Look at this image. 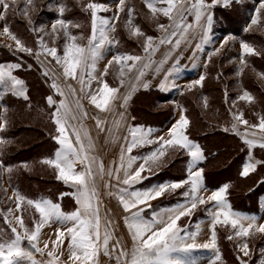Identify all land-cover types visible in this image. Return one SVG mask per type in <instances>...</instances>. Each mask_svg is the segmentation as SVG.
Masks as SVG:
<instances>
[{"label": "snow or ice", "instance_id": "1", "mask_svg": "<svg viewBox=\"0 0 264 264\" xmlns=\"http://www.w3.org/2000/svg\"><path fill=\"white\" fill-rule=\"evenodd\" d=\"M15 0H13V3ZM79 3L80 0H77ZM145 5L151 14L150 19L156 21L157 31L161 33L158 37L147 36L139 26L133 24L132 17L134 9L127 5L126 0H115L116 11L113 17L99 16L98 13L109 10V6L103 3L88 2L82 5V10L90 12L91 35L87 37L86 44L78 41L85 39L82 36L73 35L70 32V26L79 28L80 25L71 20L63 19L65 6H59V18L51 24L53 42L62 30L65 38L63 54L58 55V49L55 46L49 47L41 36L37 40L39 51L27 47L16 35L12 34L7 25L3 28V35L8 36L15 41V51L27 55H34L39 61L41 55L50 56L55 64L62 69V76L65 81H76L79 85V91L71 84L65 88L58 82V77L50 76L47 69L43 75L50 77L52 80L50 87L55 95L61 97L57 102L52 96L46 97L51 112V122L55 125L56 135L52 137L59 146L54 152L52 158H44L42 164L48 165L54 169L56 179L62 181L73 191L60 193L58 200L62 201L65 196H71L76 204V208L71 212H64L61 204L53 202L48 198L30 199L22 195L18 189L13 190L15 197L16 211L21 215L15 217L16 223L22 230L12 226L9 219L12 209H8L4 215V222L8 224L11 230V237L5 238L6 233L0 232V264H58L60 257L64 254L62 249L67 242L66 251L68 252V261L65 264H100L101 255L107 257L109 261L115 264H199L198 259L192 255L199 249L212 250L216 253L215 259L211 264L221 259L217 245V226L230 227L234 237L241 238L242 242L237 244V249L241 255H237L240 264H247L243 257L249 256V245L246 239L257 233L264 234V223H258L256 217L246 216L232 209L227 199L228 185H223L205 198L201 193L206 191L204 186V169L199 165L205 160L201 147L190 140L187 130L190 121L183 110L179 119L169 128L167 132L168 139L163 135L153 138L152 130H145L142 127H133L128 129V136L124 137L125 144L121 146L119 161L113 162V166L105 169L103 161L92 153L95 150L93 140L88 129L84 126L83 121L88 118V113L84 110L81 103V96L88 98L89 103L98 109L101 113H111L115 115L116 101L120 100V107L126 108L130 93L137 87L148 88V83L142 80L146 70L149 69L155 61L153 57L159 51L162 45H173L179 47L181 41L190 38L192 30L201 36L206 42L210 41L211 27L213 16L211 8L219 0H144ZM229 0H225V5ZM0 6L4 12L0 13V20L6 18V13L10 7L8 0H0ZM35 8L34 0H26V5L21 11L28 16V7ZM52 5H49L51 7ZM127 9V11H126ZM264 9V0H259V6L254 10L247 31L251 26L259 25ZM126 11L125 28L129 31L131 37L143 38L142 51L143 55L138 54H117L108 65L105 66L101 76L108 74V69L113 61L119 66L118 77H127L129 91L123 96H119L120 88L125 87V79H120L119 87H110L108 82L98 80L96 73L97 63L104 58L105 51H109L111 46L118 44L119 41L110 36L115 31L112 20H119L120 13ZM167 19L168 23L160 22V17ZM194 18V23L189 20ZM31 24V20H29ZM39 31H43L44 25L37 26ZM45 35H48L45 33ZM232 37H227L221 43H227ZM11 49V45H5ZM242 49L240 64L245 65L244 59L247 55H260L250 44L241 42ZM219 49L208 54V60L218 54ZM43 64L42 61H40ZM131 62V63H129ZM179 62L177 61V64ZM21 67L19 64H0V100H3L6 94L13 97L29 100L27 88L23 80L13 75L14 70ZM135 74L128 76L129 73ZM243 68L239 69L237 75L241 74ZM171 73H169L170 75ZM264 79V76L261 77ZM205 79L201 75L198 80L189 85V90L195 85L202 86ZM96 80L101 83V87L92 91V82ZM176 87L175 81L172 84ZM227 98V93L225 94ZM69 97H72L71 101ZM239 101L253 103L254 97L248 92L243 91L237 97ZM205 107L207 100L205 98ZM233 107L235 101H233ZM3 107V123L0 124V131H4L7 126L8 108ZM29 107L31 105L29 104ZM231 128L225 127L223 130H231L235 135L241 138L242 142L249 150V158L242 165L241 177L246 178L252 172H255L258 165L264 164V161H257L252 156V150L259 148L264 150V116L259 117L258 123L252 124L244 119L243 112L230 113ZM120 119L113 120L112 126L106 128L109 122L98 115L92 119L96 122V128L100 132L107 131L110 138H115L119 130L124 114H119ZM245 126L244 131L240 126ZM130 137V139H129ZM7 141L0 138V152ZM156 145V148L143 156L132 155L133 150L139 147ZM169 150L183 151L189 157L186 164V178L180 181L163 182L153 185L146 189H136L134 186L141 183L148 177L143 176L145 172L152 173L154 167L162 166V159ZM139 167L133 171V166L138 162ZM77 165L80 169L77 170ZM25 168L28 166L25 164ZM6 171L9 176L13 168L4 166L0 162V172ZM105 181L106 195L114 197L123 212L124 225L127 233L131 238V249L126 248L122 241L115 236L112 227V220L109 219L110 213L105 212L101 216L100 193L97 187V179ZM112 180L116 183L113 185ZM264 182V181H262ZM116 191L113 192L112 189ZM184 189L180 193L182 200L174 206L167 208H158L154 210L150 218H146L143 213L151 207L150 201L158 199L166 192L172 193L178 189ZM6 194V190H5ZM211 205L205 209L207 216L210 218L207 222L210 224V238L207 242L197 243V237L200 234V223L195 226V230H190L191 224L181 226L179 221L188 217L191 221L194 211L204 205ZM22 205L34 209L38 214V219L33 218L32 227L26 226L23 219ZM55 227V240L52 242L51 251L47 252V260L37 261L34 258L33 250L42 257L45 255V249H48V242L44 243L43 248L38 246L42 230L47 226ZM27 240V247L22 246L24 240ZM264 253V249L261 250ZM264 264V260L260 261Z\"/></svg>", "mask_w": 264, "mask_h": 264}, {"label": "trees", "instance_id": "2", "mask_svg": "<svg viewBox=\"0 0 264 264\" xmlns=\"http://www.w3.org/2000/svg\"><path fill=\"white\" fill-rule=\"evenodd\" d=\"M258 3L259 0H233L224 7H212L213 36L236 37L237 39L250 44L252 47H257L256 51L260 53V55H250L248 57L247 61L250 63L253 71H250V73L247 72L249 75L246 78L247 85L243 83L242 89H244V91H249L251 94L255 92L260 97L263 107L258 106L257 108L252 104L249 106L241 104V109L239 111L243 112L244 119L252 124L258 123L259 117L264 116V88L260 84L261 82L255 78L252 73H259L264 76V70L259 64L255 63L257 59L254 60L256 57H258L259 60L264 58V38L256 37L257 35L254 33H251L252 35L245 34L243 29L245 23L250 20V16L254 11V5H257ZM68 17L77 20L79 23L81 22L78 11L68 13ZM54 18L56 17L53 14H46V20H53ZM86 19L87 16L84 17V20ZM139 23L142 22L136 21L135 24L138 26ZM146 28L148 29L145 23H142L143 32H148L146 31ZM129 47L133 50L139 51V45L137 44L130 43ZM5 56L8 57L7 55ZM231 56V53L225 52L212 56L210 61L207 58V62L202 72V75L205 76L202 86H196L190 91L187 90L178 93L177 101L183 110L184 115H186L190 121L187 135L191 141L197 143L201 147L205 156V160L200 164V167H203L204 169L203 175L205 187L209 190H216L223 185H228L227 199L231 204L232 209L240 213L256 215L259 213L261 201L264 199V182H262L264 181V164L258 165L255 172H252L246 178H242L240 173L242 165H244L249 158V150L240 138L231 130L228 132L223 130L225 127H228L229 129L231 128V116L228 104L229 99L231 98V100H233L232 97L235 95L231 96L228 94L227 98H222L221 94L224 95L227 91L220 89L218 85L224 81L223 76L228 74L224 62H226ZM24 70L25 72L20 70L15 72V74L24 81L25 86L28 88L29 102L32 103V107L30 110H25L28 109L27 106L20 105L17 101L8 102L12 110L10 116H17V124L12 128L13 131L11 136V138L15 140V143L12 148L10 147L7 149V152L2 153L0 159L3 165L11 167L14 164H17L18 160L24 162L34 156H38V151L40 150L41 153H45L46 150H49L51 145V143L50 145L47 143L48 141L46 138L45 141L43 140V134H41V131H39L38 128L36 129L37 125L32 123V114L38 113L37 108L39 106L36 105V103L42 102L43 98V91L39 88V77L37 78V74L33 70ZM229 73L231 74L233 71L231 70ZM107 81H109V79H107ZM226 84H228V86L232 85V83L228 81ZM192 91H195V93ZM218 92L220 93L219 104L217 108L213 107L211 109L212 100H215V96ZM255 93L253 95L256 96ZM149 97L153 98V106H147L146 104L139 105V100ZM205 98L207 100L208 109H205L203 105V103H205ZM173 99V93L161 94L157 91L137 93L132 99L130 106L132 125L135 127L142 126L152 129L163 128L173 117L175 109V106L172 104ZM7 101L8 100L6 99V102ZM158 104L165 107L161 114L156 112V105ZM141 113H146L147 117L140 115ZM158 115L160 116L159 122H152L151 119H154V117L157 118L156 116ZM27 129H33L36 130V132L29 137L25 136V134L21 135L22 132H26ZM41 144H45L46 147H41ZM168 154L170 155L168 156L170 164L158 172L154 177H151L149 182L162 183L168 180L180 181L186 178L187 155L183 151H169ZM251 154L257 161H264V150L255 148L252 150ZM222 156L224 157V161L217 166L216 162ZM45 158H50V155L45 153ZM40 162L35 163L38 164ZM32 164H34V162ZM15 167L16 165L12 168L15 169ZM35 170L49 171V169H40L39 166H35L33 171L36 172ZM51 174L53 176V173ZM22 175L25 177L23 180H21ZM49 180L51 181L50 183ZM49 180H47V183L42 180L40 181L38 174H36L34 181L31 178H27L26 175L21 172L19 174L17 172L16 177L13 175V172L9 176V183L13 190L18 189L22 193H28L29 197L42 194V198H48L54 202H58L57 198L59 194L64 190L65 192L68 191L56 181L55 176H53L52 179L49 178ZM50 187H53V190L57 188L59 189L49 195L47 190L50 189ZM64 200L65 198H63V201ZM216 232L217 245L221 255V262L219 264H240L237 260V255L239 254L236 253L237 250L233 249L228 241L226 229L218 227ZM228 253H231V255ZM255 261L256 255L253 254L250 264H255Z\"/></svg>", "mask_w": 264, "mask_h": 264}, {"label": "rangeland", "instance_id": "3", "mask_svg": "<svg viewBox=\"0 0 264 264\" xmlns=\"http://www.w3.org/2000/svg\"><path fill=\"white\" fill-rule=\"evenodd\" d=\"M70 1H73L74 3H78L77 0H70ZM129 1L133 3V7H134L133 9L137 13H139V15L144 20L143 23H145V25L148 27V29H153L154 36H156L157 34H161L159 31H157L156 21L150 19L151 14L149 13V11L147 9L144 0H129ZM8 2L10 4V7H9L7 13H6V18L4 19V21L0 20V45H3L2 47H5L7 55L10 57V59H14L16 62H18V59H21V60H23L22 61L23 63H25V61H26V63L29 64V66H32L34 69L36 68L35 70L38 71L41 74L42 78L38 74H37V78L39 77L38 78V80L40 82L39 88L43 91V96H42L43 97L42 98L43 101L44 100L46 101V97L52 96L55 101L59 102L61 97L58 96V95H55L53 89L50 87L52 80L50 79V77H46L45 75H43V70H39L38 66L33 62L32 59H34L35 56L34 55H27V54L22 53V52H18L17 53L15 51V47H16L15 41H12L8 36L3 35V28H4L5 25H7L9 27V30H11L10 32L12 34L16 35L27 47L32 48L34 50V52L40 50L39 46L37 44V40H38L39 37L42 36L44 38V41L48 44L49 47H52V46L57 47L58 55H62L63 54V46H64V42H65V38L63 37L62 30H58L59 34L55 37V40L53 42L51 24L55 20L54 21H47L46 20V14L54 13L56 15V14L59 13L60 4H59L58 0H34L35 8L33 9V7H31V6L28 7V16H25L24 13L21 11V9L24 8L25 5H26V0H15L14 3H13V0H8ZM219 2L222 3L223 0H219ZM49 5H52V6L49 7ZM77 6H79V4ZM258 6H259V3L257 5H254V10ZM69 11H71V10H69ZM109 11L115 12L116 11V5L109 7ZM3 12H4L3 7L0 6V13H3ZM261 14H262V18H261L260 24L251 26L247 31H245V28H248V26L250 24V21H251V18L254 15V11H253V13L250 16L249 22H246L245 25H244V29L243 30H244L245 34L252 35L251 33H254V34L257 35L256 37L264 38V9L261 10ZM67 17H68V12L65 11L64 15H63V18L65 20H67ZM161 17H160V19L164 18V17H162V18ZM124 18L127 19L126 17H124ZM15 19H17V24L14 23ZM125 19L121 18L120 22L122 23V26L124 28V31H125L126 35H128V34L130 35L129 31L125 28V23H126ZM189 19L192 20V17H189ZM29 20H31V24L29 23ZM111 22H113V20ZM41 24L44 25L43 31H39L38 28H37V26L41 25ZM138 26L142 30V23H139ZM148 29L146 28V31H149ZM70 32L73 35H77V32L75 30H73V29H70ZM45 33H47L48 35H45ZM149 33H151V30L149 31ZM110 34L112 35V33H110ZM211 35H212V36H210L211 37V39H210L211 42L208 43L207 46L202 45L201 43H199L198 55H197L196 64H195L196 68L191 70L189 73L184 71L185 69L181 68L175 75L171 76V77H173V80L176 79L175 83L177 85L175 87V90H173V91H179V92L180 91H187V90L190 91L189 90V85L193 84L196 80L199 79L198 73L195 75L196 70H199L202 67V64L205 61H207L208 54L210 52H213L216 49H219L218 53L229 52V53L232 54V56L230 58H228L226 62H224L225 63V69H226V72L228 74L226 73L227 75L223 76V80L224 81L221 84H219L218 86H219L220 89L226 90L227 91V95L228 94H230L231 96L235 95L234 97H232L233 100H231V98L229 99L228 107H229L230 113H237L241 109V104L245 105V106H249L250 105L249 103H247L245 101L237 100V97L240 94H242V92L244 91V89H242L243 83L245 85H247L246 78L249 76L247 74V72L250 73V71H253V69L250 66V63H248V61H247L248 57L250 55H247V56L244 57L246 63H245V65H241L240 64V59H241L242 49H241L240 45H241V42H243V41H241L240 39H237L236 37L228 36V37H232V39H229L228 42L223 44V47H221V43L227 37L213 36V34H211ZM130 39H131V41L134 40L133 43L139 45L142 48L143 38L131 37V35H130ZM11 41H12V43L9 44ZM6 42H9V43H6ZM79 43H81V40L79 41ZM5 45H11V49L6 47ZM253 48L257 50V47H253ZM18 55H20L22 58L20 56H18ZM115 55L116 54H114L111 49L109 51H105L104 58H103L105 60V63H103L102 60H100L103 63V66L102 67L99 66V65L96 66L95 75L97 76L98 80H100V75H101L102 71L105 69V66L108 65L109 60H111ZM251 56H254V55H251ZM17 57H18V59H17ZM29 58L31 59V61H30ZM39 59L43 60V65L41 64L43 69L44 70L47 69L49 72H52L53 74H50V76L58 77L59 78L58 82L62 86H64L66 88L67 85L71 84L73 87L77 88V91H79V85H77L76 81H72V80L65 81L64 80V78L62 76V69L58 65L55 64V61L52 60V58L50 56L41 55V57ZM255 59H257L255 61V63L259 64V66H261V68L264 70V58L259 60V58L256 57V58H254V60ZM0 61H3V56H2L1 53H0ZM10 62L13 63L12 60H10ZM21 65H23V64H21ZM110 67L112 69V73H109L106 76L107 79H109V81H107L109 83V86L110 85L112 86L113 83L115 84V82L120 84V79H123V77H118L119 66L115 67L114 63H112V65ZM241 68H243L242 73L237 75L238 69H241ZM25 69L29 70V67L25 66ZM22 70H23V72H25L24 69H22ZM231 70L233 71V73L230 74L229 71L231 72ZM252 73L254 74L255 78H257L261 82V83L260 82H258V83H260L262 85V87L264 88V79L261 78L262 75L259 74V73H255V72H252ZM129 74H128V76H129ZM114 78H115V80H114ZM227 81L232 83V85L228 86V84H226ZM94 82H96V80L92 82V87H93L92 91L93 92L95 91V87H96L97 90L101 87L100 85L95 84ZM73 83H74V85H73ZM192 89H194V88L192 87ZM128 91H129V88H128L127 92ZM133 92L134 91H132V93ZM192 92L195 93V91H192ZM125 93H126V90L123 89V90H121L118 93V95L119 96H123ZM254 93L255 92H253V94ZM253 94H251V95L254 97L255 95H253ZM221 97L222 98H226V95L225 94L224 95L221 94ZM219 98H220V93L218 92L216 94V96H215V100H212L211 109L213 107L217 108V106L219 104ZM71 99H72V97H69L70 101H71ZM152 99L153 98H150V97L149 98H142L141 100H139V105L146 104L147 106H151V105L153 106V100ZM233 101H235V106L234 107L232 106L233 105ZM85 102H86V104H84ZM81 103L83 105L84 110H86L87 113L90 111L89 112V118H90L91 121H94V119H92V117L94 115L100 116L101 112L98 109H96L93 105H92V107L89 106L90 103H89V99L88 98H85V97L81 96ZM46 104H47V102H46ZM204 104L205 103H203V105ZM251 104L255 105L257 108H258V106H260V107L262 106L263 107L262 102L260 100V97L257 94L254 97L253 103H251ZM156 106H157L156 112L159 113V114H161V112H163V109H165V107L163 105H161V104H158ZM45 107L47 108L48 116H46V113H44V112L42 113L43 114L42 117H40V115L32 114V115H34L32 120H40V121L42 120L44 122L51 123V134H52V137H53L54 135H56V132H55V125L51 122V112L54 111L55 105L53 106V108H49L48 104H47V106L45 105ZM204 108L208 109V107H205V106H204ZM118 109L121 110L122 108L119 106ZM25 110H30V109L28 108V109H25ZM123 110H124V108H123ZM123 110L121 111V113H123ZM10 113H9V115H10ZM109 115H113V114H111V113H101V116L104 119L109 118L108 117ZM140 115L147 117L146 113H141ZM230 116H231V114H230ZM156 117L157 118L154 117V119H151V121L152 122H156V123L159 122L160 116L158 115ZM2 123H3V120H2V118H0V124H2ZM173 124L174 123L169 124L166 127L165 132H168L169 128ZM240 128H242L244 130L245 126L241 125ZM243 130H241V131H243ZM34 132H36V130L27 129V131L26 132L23 131L21 135L25 134V136L29 137V136H32V134ZM157 133H158V131H156V132L152 131L153 138H155L157 136ZM165 136H166L165 139H167V133H166ZM43 138H44L43 140L45 141L46 137H45L44 134H43ZM100 138H103V139L105 138V141H107L109 139V137H100ZM6 141H7V143L3 146V150L6 148V145H9L8 147L12 148L13 144L15 143V140L13 138L9 139V140H6ZM112 141L115 144V138H112ZM56 145L57 144L55 143L54 144V151L57 150V146ZM122 145H124L122 143V139H118V144H116L115 147L118 150H121V146ZM40 146L41 147H46L45 144H41ZM152 146L153 145L147 146L146 149L148 147H152ZM102 148H103L104 151H106V149L108 148V146L106 145V142L102 146ZM142 149H143V147H139V148L134 149L132 155H134V156H142V153H141ZM38 152H39V155L38 156H34L33 155L34 156V157H32L33 159L31 158V159H29L27 161H24V162H21V161L18 160V162H17L18 165L14 164V165H16L17 168L15 167V169H13V171H12L13 175L16 177L17 176V172H18V174L21 172V173L25 174L27 178H31V179H33L35 181V176H36V174H38L39 180L40 181L42 180L45 183H47V180H49V178L52 179L53 176H55V179H56V173H55L54 169H53V171H50V169H49V171H42V170H35L36 172L33 171V169L35 168V165H33L32 163L33 162L34 163L35 162H40L41 160H43L45 158V153H41V150L38 151ZM38 152H37V154H38ZM31 154H33V153H31ZM37 154H35V155H37ZM108 156H109V154L102 153V157H103V159H104L106 164L109 163V159L107 160ZM168 156H169V154H167L165 157L162 158L163 163H162V166H160V169H158L159 166L158 167H154L152 173L145 172L142 175L147 177L148 175H151V174H154L156 172H159V171L163 170V168L167 167L168 164H170L169 163L170 159H168ZM111 158L114 159V160H115V158L117 159V157H115V156H113ZM223 158L224 157L222 156V157H220L218 159V161L216 162L217 166H219L224 161ZM11 163H15V162H11ZM25 164L28 166L27 168L24 167ZM50 172L53 173V176H52V174ZM43 174H44V176H43ZM7 177H9V174L6 171L0 172V213L7 214L8 213V209L11 208L12 211H11V215L9 216V219L12 222V226L17 227V230L20 231L21 234H23L22 230L19 228L18 224L16 223V220L14 219L15 217H17V211H16V207H15V197L13 196V190H11V188L7 184V180H6ZM18 178H20V177H18ZM24 178H25L24 175H22V179L21 180H23ZM107 180H108V177H105L104 180H102V181L99 178L97 179L98 191H99L100 195H102L104 198H106L105 181H107ZM56 181H57V179H56ZM50 182L51 181L49 180V183ZM59 182L63 183L62 181H59ZM99 182H100V185H98ZM111 183H112V181H111ZM115 183H112V184L114 185ZM18 186H17V188H18ZM137 187L138 186H136L135 188H137ZM57 189H59V188H57ZM57 189H55V190H57ZM5 190H6V194H5ZM55 190H53V187H50V189H48L47 192L50 195V194H53L55 192ZM112 191L115 192L116 189L113 188ZM177 191L178 192H183L184 189L183 188L182 189H178V190H176L175 192H172V193L166 192L164 195H162L161 197L156 199L157 200L156 204H152L151 205V206H153V205H155V206L153 208H151V207L150 208L156 210L158 208H161L165 204H171L169 202L171 200H173L175 196L181 197L180 193L178 195H176ZM19 192H20V190H19ZM20 193L22 195H24L25 197L33 199V200H36V199H39V198L43 197L42 194L38 195V196L29 197L28 193H26V194L22 193V192H20ZM61 193H67V192H65V190H64ZM210 194L211 193L206 194L204 191L201 193V195H203L205 198H207V196L210 195ZM107 197H108L109 201L107 200L106 201L107 203L105 202L103 207H101V209H100V211H102L101 216H104L105 212L107 210H109V212L112 215L115 216V217H112V216L109 215L110 219L112 220L113 223L116 221L117 225H119L118 224L119 223V219L117 218V215H118L119 211H117V210H119V207H121V206L119 205L118 202L115 203L114 201H112L110 196L107 195ZM164 199L167 201V203L165 202V203H163L162 206H158L159 201L163 202ZM63 205L64 206H69V205H71V202L69 200L66 201V199H65L63 201ZM107 205H108V209H107ZM208 207H211V205L209 204V205L200 206L199 210L198 209L195 210V212H197V213H199L200 210H201V213H203V215L205 216L204 218H200V220L198 221V222H202L203 221L202 222L203 226L200 227V234L197 237V243L207 242L209 240V238H210V234H211L210 233V224L208 225V222H207L209 217L207 216L206 211H205V209L208 208ZM150 208H148V209H150ZM22 211H23V219H24V222H25L26 226L31 228L33 226L32 225L33 218L38 219V214L35 213L34 209L28 208L26 205H22ZM115 211H117V213H115ZM18 214L21 215L20 212H18ZM254 217H256L258 223H264V208L261 210V213L259 215L254 216ZM188 219H189L188 217L182 218L181 222H179V224L181 226H184V224L187 221H189ZM217 227H220L222 229L225 228L226 231H227V236L233 235V230L230 227H224V226H217ZM190 230L194 231L195 227L194 228L190 227ZM0 232H4V233L7 234V236L5 238H10L11 237V230H10L8 224H6L4 222V215H0ZM244 239L247 240L250 251H249V256L243 257V259L245 261H247V264H250L251 259L253 258V254H255L256 255L255 264H260V261L264 260V253H262V251H261L262 249H264V234L257 233L254 236H249L248 238H244ZM53 241H54V236L52 234L42 232L40 240H39V243H38V246L40 248H43L44 243L48 242L49 247H48V249H45V255L43 257L39 253H35V251L33 250L34 258L38 262L48 259L47 252L52 250V247H53V243L52 242ZM228 241L230 242V244L233 247V249L237 250L236 253H238L239 255L242 256V253H239L238 249H237V244L241 243L242 239L234 237L232 240L228 239ZM22 246H24V247L28 246L26 239L24 240V243H23ZM63 249H65V248H63ZM58 250L60 251L61 249H58ZM193 253H196L195 257L198 259L199 264H211V262L215 259V255H216V253L214 251L207 250V249H199V250H196ZM228 254L231 255V253H228ZM220 257H221V255H220ZM66 261H68V259H61L60 258V261L58 262V264H65ZM220 262H221V259L219 261H216V264H219ZM69 264H70V262H69Z\"/></svg>", "mask_w": 264, "mask_h": 264}, {"label": "crops", "instance_id": "4", "mask_svg": "<svg viewBox=\"0 0 264 264\" xmlns=\"http://www.w3.org/2000/svg\"><path fill=\"white\" fill-rule=\"evenodd\" d=\"M233 0H229V2L226 4L228 5L230 2H232ZM59 4L61 5H64L65 6V11H67L68 13H72L73 11H78L79 12V16H80V19H81V22H77V20H73L69 17H67V20H71L73 21L74 23L76 24H79L80 27L79 28H75V27H71L70 26V29H73L77 32V36H82L84 37L85 39L81 40V44H86L87 42V37H89L91 35V19H90V12H86V11H83L82 10V5H85L87 4L88 2H90V0H80L79 3H74L73 1H70V0H58ZM91 2H96V3H103L109 7L111 6H115V1H112V0H91ZM126 3L127 5L131 6L132 8L133 7V3L130 2L129 0H126ZM79 4V6H77ZM225 5V0H223L222 3L218 2L215 4V6H221V7H224L226 6ZM71 10V11H69ZM127 11V9H126ZM126 11L122 14L120 13V17H119V20H113V25L115 27V30L114 32H112V35L110 34L111 37H114L116 40L119 41L118 44H114L113 46H111V50L113 51L114 54H138V55H143V51H142V48L139 46V51L137 50H133L132 48H130V43L132 44L134 42L131 41L130 39V35H126L125 31H124V28L122 26V23L120 22L121 18L125 19L124 17L127 18L126 16ZM53 14L54 16H56V18H54L53 20H47V21H54L56 20L57 18H59V15L58 14H54V13H51ZM113 14L114 12L113 11H105V12H101V13H98L99 16H103V17H108V18H112L113 17ZM211 14L213 16V10L211 8ZM87 16V19L84 20V17ZM124 16V17H123ZM162 18V17H161ZM64 19V18H63ZM126 20V19H125ZM190 20V19H189ZM4 21V19H3ZM17 19L14 20V23L17 24ZM132 21L134 23V25H136V21H140V22H144V20L142 19V17L139 15V13H137L135 10L133 12V18H132ZM191 22L194 23V18H192V20H190ZM160 22L161 23H164V24H167L168 21L166 18H162L160 19ZM213 25V23H212ZM4 26V25H3ZM137 26V25H136ZM69 29V30H70ZM11 31V30H10ZM143 32V30H141ZM150 31V30H149ZM148 32H145L144 33L147 35V36H152V37H158L160 36L161 34H157L156 36H154L153 34V29H151V33ZM212 34V27H211V33H210V36ZM129 40V41H128ZM13 41V40H12ZM12 41L9 43V42H6V43H9L11 44ZM79 42V41H78ZM210 41H205L201 36L197 35L196 34V30L193 29L192 30V33L190 35V38L187 39L186 41H181L179 47H175L174 44L173 45H162L160 48H159V51H157L155 53V56L153 57V60L155 61V63L152 64V66L146 70V74L144 77H142V80L144 82H147L148 83V88L145 89L143 87H137L136 90L132 93H130V96L131 98L129 99L128 101V104H127V107L119 110L118 107L120 106V103L121 101L120 100H117L116 101V112H115V115H109L106 120L109 122L108 124L105 125L106 128L108 127H111L112 126V121L115 119V120H118L120 119L119 117V114L121 113V111L123 110V114H124V119H123V122L119 128V130L116 132V136H115V144L114 142L112 141V138H110L108 136V133L107 131L105 132H100L97 128H96V122L94 121H91L90 118H89V112H88V118L85 119L83 121L84 123V126L87 127L88 131H89V134L91 136V138L93 139V143H94V147H95V150L94 152L92 153L93 155L97 156L100 160L103 161V164L104 166L106 167L105 169H107L109 166H113V162H117L119 161V155H120V150H118L115 146L116 144H118V139H122V143L125 144V141H124V137L128 136V129L130 128H133L135 126L132 125V117H131V114H130V106H131V101L132 99L134 98V96L137 94V93H141V92H149V91H157L158 93H161V94H168V93H173L174 94V99L172 101V104L175 106V109H174V114H173V117L170 119V121L163 127V128H145V127H142V126H139V127H142L143 129L145 130H148V129H151L153 132H156L158 131L157 133V136L156 137H159L161 135H163L165 138H166V133L165 130H166V127L171 124V123H175L178 119H179V116L181 115V112H182V109L181 107L179 106L178 104V101H177V96H178V93L180 92H183V91H173L175 90V87L172 86L173 84V81H175L176 79L173 80V75H175L181 68L185 69L184 71H186L187 73H189L191 70L195 69L196 68V59H197V55H198V49H199V43H201L202 45H205L207 46L208 43H210ZM3 45H0V53L2 54L3 56V61H0V64H3V65H6V64H23L21 65V67L18 69V70H14L13 71V75L16 76L15 72L17 71H20L22 69H25V66L26 67H29V70H34L36 72V74H38L40 77H41V74L36 71L32 66H29V64L26 63H23L21 59H18V62H16L14 59H10V57L7 55V52H6V49L5 47H2ZM163 49V50H162ZM18 53V52H17ZM5 55H7L8 57H6ZM20 56V55H18ZM21 57V56H20ZM22 58V57H21ZM30 59V58H29ZM10 60L13 61L10 62ZM33 62L38 66V69L39 70H43V67L41 65V62H43V60L39 59V61L34 57V59H32ZM103 63H105V60L104 59H101ZM15 61V62H14ZM31 61V59H30ZM177 61L179 62L177 64ZM101 61H99L97 63V65L99 66H103V63ZM207 61H205L203 64H202V67L199 69V70H196V73L195 75L198 73V76L200 77L202 75V72H203V68L205 66ZM115 67L118 66L115 62H113ZM131 63V62H129ZM198 69V68H197ZM104 71V70H103ZM102 71V73H103ZM110 71V72H109ZM50 74H53L52 72H49ZM109 73H112V69L111 67H109L108 69V74ZM169 73H171L169 75ZM135 74V70L133 71V73H130L129 76H132ZM107 76V75H106ZM106 76H101L100 75V81H106L107 82V77ZM197 76V77H198ZM17 78H19L18 76H16ZM42 78V77H41ZM194 78V77H193ZM20 79V78H19ZM123 79H125V87L123 88H120V91L125 89L126 92L129 88V85H128V82H127V77H123ZM22 80V79H21ZM115 80V78H114ZM95 81V80H94ZM95 84H98L101 86V83L99 82H94ZM109 84V83H108ZM74 85V83H73ZM78 85V83H77ZM94 85V84H93ZM120 84L119 83H116L115 84L113 83V85L110 87H119ZM127 86V87H126ZM197 86H200V85H197ZM196 87V85L194 86ZM193 87V88H194ZM27 88V87H26ZM92 90H93V87H92ZM97 89L95 87V91L96 92ZM27 95L29 97V93H28V88H27ZM6 99L8 100L6 102ZM30 99V98H29ZM9 101H17L20 105H25L27 106L29 109H31L32 107V103L28 101H25L23 100L22 98H16V97H13L10 93L9 94H6L3 98V100H0V105H3V106H6L8 108V112H7V126L5 128L4 131H0V138H3L5 140H9V139H12L11 136H12V128L15 127L14 125L17 124V120H16V115H14V117H11L9 115V113L12 111L11 108H10V105H9ZM87 102V101H86ZM86 102L84 104H86ZM31 105V107H29V104ZM36 105H38L39 107L37 108L38 110V113L36 115H40V117L43 116V112L46 113V116H48L47 114V108L45 107V105L47 106L46 104V101L42 99V102H37ZM90 107H92L91 104H89ZM100 113V112H99ZM2 114H3V107H0V117H2ZM184 114V113H183ZM33 116L32 115V119H33ZM100 117L103 118L101 116V113H100ZM46 118V117H45ZM50 118V117H49ZM3 120V119H2ZM4 122V121H3ZM32 123H35L37 126L36 128H38L39 131H41V134H44L45 137L47 138V143L50 145L49 147V150H46L45 153L48 155H50V158L53 157L54 155V140L52 139V134H51V123H47V122H44V121H40V120H32ZM240 130H243L242 128H240ZM244 131V130H243ZM14 133V132H13ZM100 137H109V139L107 141H105V138H100ZM130 138V137H129ZM240 138V137H239ZM168 139V137H167ZM241 140V138H240ZM242 141V140H241ZM106 142V145L108 146V148L106 149V151L103 150L102 146L105 144ZM244 144V143H243ZM9 145H6V148H10L8 147ZM57 148L59 147L58 145H56ZM4 149L2 150V152H0V158H1V155L2 153H5L7 152V149ZM156 148V145H153L152 147H148L146 149V147H143V149L141 150V153H142V156L143 155H146L148 154L149 152H151L152 150H154ZM104 151V152H103ZM170 152H178V151H173V150H169ZM182 151V150H181ZM102 153H105V154H109V156L107 157V160L109 159V163L106 164L103 157H102ZM185 153V152H184ZM111 154V155H110ZM171 154V153H170ZM186 154V153H185ZM187 155V154H186ZM117 157V159L115 158L112 159L111 157ZM170 156V155H169ZM188 157V156H187ZM162 159V158H161ZM188 160H189V157H188ZM0 162L1 159H0ZM142 161H138L134 166H133V171L139 167V164L141 163ZM33 165H35L36 167L39 166L40 169H50V171H52L53 169H51L48 165H45V164H42L41 162L40 163H34ZM5 166V165H4ZM200 166V165H199ZM7 167V166H6ZM80 169V166L77 165V170ZM160 169V166L159 168ZM159 171V170H158ZM160 172V171H159ZM158 172L154 173V174H151V175H148L147 179H144L142 183H137L136 186H138L136 189H146V188H150L152 187L153 185H157V184H160V183H153V182H149L151 179V177H154ZM7 180V184L8 186L11 188V184L9 183V177L6 178ZM58 181V180H57ZM102 181V180H101ZM100 181V182H101ZM173 181H176V180H168V181H164V182H173ZM59 182V181H58ZM100 182L98 185H100ZM116 181L115 180H112V183H115ZM68 192H71L73 191V189L69 186H66L64 183H61L59 182ZM163 183V182H162ZM204 183V181H203ZM134 186V187H136ZM205 186V185H204ZM206 191H204L206 194H209L211 193V191L213 190H209L205 187ZM11 190H13L11 188ZM67 192V193H68ZM179 193L181 192H178L176 193V195H178ZM112 201H114L115 203L118 202L114 197L110 196ZM67 200H69L71 202V205L69 206H64L63 205V200L62 201H59L57 203H60L61 204V207H62V210L64 212H71L73 211L75 208H76V204L74 202V200L72 199L71 196H65L64 197ZM100 199L102 201V204H101V207H103L104 203L108 200V197L106 195V198H104L102 195H100ZM106 199V200H105ZM182 200V197H177L175 196L173 200H171L169 203L171 204H165L164 206L163 203H167V201L164 199V201H159L158 203V206H162L161 208H167L169 206H174L177 204V202L181 201ZM109 201V200H108ZM156 199L155 200H152L150 201V204H156ZM54 202V201H53ZM155 202V203H154ZM107 203V202H106ZM118 206V205H117ZM155 205L151 206V208H153ZM157 207V206H156ZM147 209L143 215L146 217V218H150L151 217V214L152 212L154 211V209ZM264 208V199L261 201V205H260V211L258 214L256 215H250V214H245V213H241V214H244L246 216H257L261 213V210ZM107 209H108V205H107ZM199 210V207L197 208ZM109 212V210H107ZM119 211L118 215H117V218L119 219V225H117L116 221L112 224V227H113V230H114V234L116 237H118L122 243L126 246V248L128 249H131L132 247V242H131V238L130 236L128 235L127 233V229L124 225V220H123V217L124 215H126L124 212H123V209L121 207H119ZM117 211H115V213H117ZM102 213V211H101ZM110 213V212H109ZM114 213V214H115ZM240 213V212H239ZM17 216H20L17 212ZM110 216L112 217H115L114 215H112L110 213ZM205 216L203 215V213H201V210L199 213L195 212L192 214V217H191V221H187L184 226L188 225V224H191V228H194L196 226V224L198 223V221L200 220V218H204ZM207 217V216H206ZM110 219V217H109ZM113 219V218H112ZM189 220V219H188ZM209 220V218H208ZM181 222V220L179 221ZM209 225V223H208ZM203 224L201 223L200 224V227H202ZM55 227L56 225L53 224L51 227H45L42 232L44 233H49V234H52L54 236V240H55ZM218 228V227H217ZM66 242V241H65ZM66 245H67V242L65 243L64 247L65 249H61L60 251H63V255L60 257L61 259H68V252L66 251ZM59 251V250H58ZM196 253H192L193 256H195Z\"/></svg>", "mask_w": 264, "mask_h": 264}, {"label": "built area", "instance_id": "5", "mask_svg": "<svg viewBox=\"0 0 264 264\" xmlns=\"http://www.w3.org/2000/svg\"><path fill=\"white\" fill-rule=\"evenodd\" d=\"M100 264H115L114 261H109V259L103 255L100 257Z\"/></svg>", "mask_w": 264, "mask_h": 264}]
</instances>
